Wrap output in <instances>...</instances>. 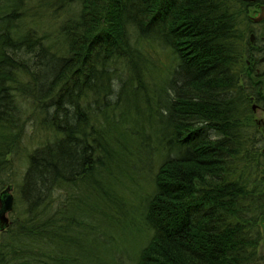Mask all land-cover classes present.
I'll use <instances>...</instances> for the list:
<instances>
[{"label": "trees", "instance_id": "1", "mask_svg": "<svg viewBox=\"0 0 264 264\" xmlns=\"http://www.w3.org/2000/svg\"><path fill=\"white\" fill-rule=\"evenodd\" d=\"M31 1L0 0V264H121L134 227L130 264H264V0Z\"/></svg>", "mask_w": 264, "mask_h": 264}, {"label": "flooded vegetation", "instance_id": "2", "mask_svg": "<svg viewBox=\"0 0 264 264\" xmlns=\"http://www.w3.org/2000/svg\"><path fill=\"white\" fill-rule=\"evenodd\" d=\"M260 5L264 4H259L251 12V16L258 12ZM251 21L253 30L248 35L250 47L244 63L249 81L252 115L256 123L264 125V19L254 21L251 17Z\"/></svg>", "mask_w": 264, "mask_h": 264}, {"label": "rangeland", "instance_id": "3", "mask_svg": "<svg viewBox=\"0 0 264 264\" xmlns=\"http://www.w3.org/2000/svg\"><path fill=\"white\" fill-rule=\"evenodd\" d=\"M32 7H38L43 5V0H32L30 2ZM50 22L47 21V19L43 20V22L40 24L39 32H47V37L49 41H52V43L55 41L54 33L51 32V27L49 25ZM262 27V26H261ZM56 42V41H55ZM29 127V126H28ZM27 127V128H28ZM39 134H33L32 131H29L28 134L24 137V144L25 146L27 145L29 148L33 147L39 140ZM13 194V193H12ZM9 212L7 213V215ZM122 236V234L120 235ZM131 237V246L138 241V235H137V230L135 227L132 229H129L126 231L125 237L119 240V243L114 245V249L117 251L118 255L122 257V262L121 264H130V261L132 259V256L134 255L132 253L130 244L128 242H125L128 237ZM119 250V252H118ZM259 252L264 253V238L260 243L259 246Z\"/></svg>", "mask_w": 264, "mask_h": 264}, {"label": "water", "instance_id": "4", "mask_svg": "<svg viewBox=\"0 0 264 264\" xmlns=\"http://www.w3.org/2000/svg\"><path fill=\"white\" fill-rule=\"evenodd\" d=\"M253 1V0H246ZM252 20L258 21L264 19V5H260L258 12L253 14ZM13 194H12V185L7 184L0 193V230L7 226L9 218L7 213L10 212L13 208Z\"/></svg>", "mask_w": 264, "mask_h": 264}]
</instances>
